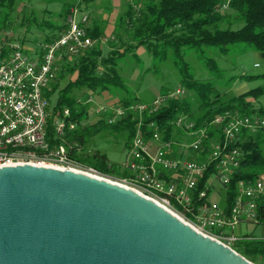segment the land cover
<instances>
[{"label":"trees","instance_id":"obj_1","mask_svg":"<svg viewBox=\"0 0 264 264\" xmlns=\"http://www.w3.org/2000/svg\"><path fill=\"white\" fill-rule=\"evenodd\" d=\"M23 1L0 0V32L6 29L11 16L17 15L15 9ZM93 2L95 0H66L60 21L43 24L50 29L43 42L51 43L61 36L66 29L65 19L70 7H80L83 3L88 7ZM30 22L32 20L23 13L20 26L27 27ZM104 25L96 21L86 29L87 36L95 41L92 48L67 59L70 63L60 65L55 80L44 92L51 112L46 141L51 149L64 146L69 158L80 168L92 169L97 175L114 181L128 178L130 171L111 163L102 151L91 149L92 139L98 135H111L123 142V150L127 153L139 124L144 140L149 141L157 126L161 141L179 145L191 140L171 122L186 115L194 129L205 127L207 132L201 152H192L187 158L204 161L214 144L224 142L225 123L211 125L217 117L229 114L264 121V72L258 76L243 73L239 77H229V80L239 82L258 79L262 84L239 95L221 94L214 83L197 79L185 60L187 54L199 57L207 71L220 77L223 71L215 55L232 54L238 45H242L244 49L256 52L264 65V0H128L116 17L112 36L101 43ZM12 40H8L6 46H0V62L6 61L13 51L9 43ZM140 49L145 50L153 64H171L178 74L176 84L164 85L157 96L166 95L176 86L185 89L183 97L170 99L155 112L143 111L142 116L133 107L140 104L150 107L157 96L149 98L140 91L139 80L149 73V69L141 72L138 82L132 86L129 84L130 76L137 66L142 65L137 55ZM90 93L98 96L106 93L113 99V107L126 110L125 116L107 124L105 118L114 114L111 110L97 115L93 122L88 121V112L93 105L87 102ZM63 110L69 111L67 120L77 127L71 131L66 128L58 134L54 123L62 117ZM176 145L173 152L178 148ZM227 145V151L237 150L239 165L227 184L214 182L220 185L216 191L219 197L217 208L224 212L231 210L240 182L264 180V129L255 133L242 130ZM213 174L211 167L199 182L195 194L204 189L205 182ZM214 183L207 189L208 198L213 194ZM194 202L202 205L205 200L196 197ZM177 210L181 212L180 208ZM257 211L258 220L249 224L264 226V204H258ZM186 218L191 217L187 215ZM244 235L239 234L241 239L232 245L233 251L253 264H264V239Z\"/></svg>","mask_w":264,"mask_h":264},{"label":"built area","instance_id":"obj_2","mask_svg":"<svg viewBox=\"0 0 264 264\" xmlns=\"http://www.w3.org/2000/svg\"><path fill=\"white\" fill-rule=\"evenodd\" d=\"M80 12L77 6L70 7L65 19L66 29L61 36L51 43H39L34 49V54H40V61H33V55L28 56L21 48L16 47L6 61L0 62V167L23 164L68 170H71L70 167H79L69 158L64 146L51 149L46 141L50 113L44 92L48 78L58 74L62 59L80 56L94 44L86 33L88 17ZM184 95L185 89L177 88L166 95L157 96L150 107L140 104L134 106L133 110L139 115L143 111L152 113L170 99ZM90 97L88 103L91 101ZM111 110L114 114L105 118L107 124L114 123L126 114V110L113 107L112 104L98 106L92 111L100 115ZM69 116L68 110L62 111L61 118ZM256 122L264 129L262 121ZM221 123H225L224 142L214 144L210 156L204 161H191L187 158L190 149L201 152L207 132L206 129L195 130L186 115L178 116L171 125L184 124L190 128L191 133H195L193 144L176 145L174 142H165V148H157V141H161L158 132L155 131L149 141H146L139 130L132 139L122 165L131 175L117 182L158 203L202 235L232 249V245L241 239L235 229L243 223H255L258 220L257 205L264 204V180L240 182L238 195L229 212L219 210L210 202L207 189L214 182L227 184L233 169L239 165L237 150L227 151V142L240 135L242 130L252 133L248 131V123L237 115L211 125ZM54 124L57 131V120ZM76 127L77 124L68 121L70 131ZM174 145L178 148L173 152ZM174 153L176 156H173ZM211 167L214 170L213 176L205 182L204 189L195 194L199 182ZM88 170L96 174L94 170ZM196 197L205 202L196 205ZM187 215L191 218H186Z\"/></svg>","mask_w":264,"mask_h":264},{"label":"water","instance_id":"obj_3","mask_svg":"<svg viewBox=\"0 0 264 264\" xmlns=\"http://www.w3.org/2000/svg\"><path fill=\"white\" fill-rule=\"evenodd\" d=\"M0 264H253L132 189L82 172L0 167Z\"/></svg>","mask_w":264,"mask_h":264},{"label":"rangeland","instance_id":"obj_4","mask_svg":"<svg viewBox=\"0 0 264 264\" xmlns=\"http://www.w3.org/2000/svg\"><path fill=\"white\" fill-rule=\"evenodd\" d=\"M65 1L66 0H24L15 9V13H17V15L13 14L8 22H6V29L0 32V46H6L8 44L7 41L12 40L13 38L12 42H9L10 47L13 50L10 55L14 52L16 47H19L22 48L28 56H32L34 54V49L37 48L39 43H44L43 38L46 34L49 33L50 29L43 26V24L46 22L58 23L60 21V16L63 10V3ZM126 1L127 0H95L96 3L93 2L95 3L94 10H91V7H87L84 3L80 7H78L79 11H81L80 13L86 14L88 17L87 28L92 27L93 22L96 21L105 24L103 33L104 36L100 40L101 43L105 42L106 39L112 36V32L114 30V22L116 20V17L120 13L121 7L125 5L124 3ZM23 13H26L28 19L32 20V22H30L27 27L20 26V17ZM237 47L239 51L238 49L235 50L238 52L234 50V53L226 56L215 55L214 58L221 71H223L221 76L219 74L220 77H216L215 75H212V73L207 71L202 66L203 61L199 57L187 54L185 60L188 62L192 73L197 79L214 83L221 94L224 92H231L234 95H239L242 92L249 91L261 86V81L258 79H254L250 81L239 82V80L237 79H233L231 81L229 80V77H239V75L243 73L252 76L261 75L264 72V65L262 64L259 55L256 52L246 50L242 45H238ZM10 55L8 56V58L10 57ZM137 55L142 61V65L137 66L138 68L136 69L135 73L130 76L129 84L132 86L134 82H138L141 72L149 69V73L146 74V76H143L141 80H139L140 91L141 93H144L143 95L151 98V96H157L159 90L164 85L176 84L178 74L171 64H153L144 49L138 50ZM67 59L70 58L62 59L59 62V66L63 65L64 63H70ZM177 88L180 87L176 86V89ZM88 95L91 96L90 103L93 104L90 108V111L88 112V121L93 122L98 118V114L94 113V111H92L93 109H96L101 105H110L114 102H112L113 99L111 97H108L106 93H103L99 96L93 95L92 93ZM49 113L51 112L49 111ZM91 149L102 151L111 163L120 165L121 167L125 162L126 153L123 150V142L119 139L111 137V135L95 136L92 139ZM70 169L82 173L92 174L105 180L118 183L117 181H114L109 177H102L97 174L91 173L88 169H80L79 167H70ZM219 186L220 185H218L217 183H214V186L212 188L213 194H211L209 199L215 207L219 202V197L216 192ZM235 231L237 232V234H245L244 236L250 235L257 239H264L263 225L254 226L252 224L243 223L237 228V230L235 229Z\"/></svg>","mask_w":264,"mask_h":264},{"label":"bare ground","instance_id":"obj_5","mask_svg":"<svg viewBox=\"0 0 264 264\" xmlns=\"http://www.w3.org/2000/svg\"><path fill=\"white\" fill-rule=\"evenodd\" d=\"M33 61H40V54H33ZM58 71H59V67H58ZM56 76H57V74H53L52 76H50L48 78V80L46 81V90L50 87L51 83L55 80ZM142 113L143 112H140L141 116H142ZM235 116L229 115V114H225L223 116L217 117L212 123H215L216 121H219V120H230L231 118H233ZM237 117L238 118H243V117H239V116H237ZM67 119L68 118H59L57 120V133L58 134H62L63 131L66 128L68 129V120ZM243 120H244L245 123H248V131H252V133H255L257 130L261 129L260 124L258 122H256V120H250L248 118H243ZM262 125H264V121H262ZM173 127L175 129L180 130L182 133L185 134L187 139L191 140L190 142L189 141L183 142L182 145L193 144V140H195V133H191V129L190 128H188L184 124L173 125ZM205 129L206 128L203 127L201 129H198V130H205ZM155 131H157V126H155ZM138 133H139V125L137 127V132H136L135 135H137ZM158 136H160L159 133H158ZM232 140H233V138H232ZM157 148H165V141H157ZM65 152H67L66 148H65ZM192 152L198 153V149H190V153H192ZM47 167H49V166H47ZM76 172H79V171H76ZM85 174L90 175V176H95V175L88 174V173H85ZM95 177H97V176H95ZM97 178H100V177H97Z\"/></svg>","mask_w":264,"mask_h":264},{"label":"crops","instance_id":"obj_6","mask_svg":"<svg viewBox=\"0 0 264 264\" xmlns=\"http://www.w3.org/2000/svg\"><path fill=\"white\" fill-rule=\"evenodd\" d=\"M126 2H128V0L126 1ZM126 2L124 3V4H126ZM96 3V2H95ZM95 3L94 4H92V5H90V7H91V10H94L95 9ZM86 9V8H85ZM112 28V27H111ZM110 28V29H111ZM109 97V96H108ZM113 104V103H112Z\"/></svg>","mask_w":264,"mask_h":264}]
</instances>
